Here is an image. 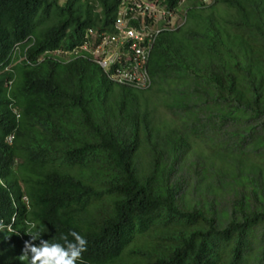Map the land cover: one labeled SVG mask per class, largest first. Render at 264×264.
I'll return each instance as SVG.
<instances>
[{"label": "trees", "instance_id": "trees-1", "mask_svg": "<svg viewBox=\"0 0 264 264\" xmlns=\"http://www.w3.org/2000/svg\"><path fill=\"white\" fill-rule=\"evenodd\" d=\"M184 1L138 90L47 53L108 30L119 0H0V264H27L29 222L86 237L84 264H264V0Z\"/></svg>", "mask_w": 264, "mask_h": 264}, {"label": "built area", "instance_id": "built-area-1", "mask_svg": "<svg viewBox=\"0 0 264 264\" xmlns=\"http://www.w3.org/2000/svg\"><path fill=\"white\" fill-rule=\"evenodd\" d=\"M212 1L200 0L204 4ZM181 19L178 10L160 0H120L111 32L89 29L80 45L54 54L91 58L113 82L144 90L152 85L148 61L157 37Z\"/></svg>", "mask_w": 264, "mask_h": 264}, {"label": "clouds", "instance_id": "clouds-1", "mask_svg": "<svg viewBox=\"0 0 264 264\" xmlns=\"http://www.w3.org/2000/svg\"><path fill=\"white\" fill-rule=\"evenodd\" d=\"M160 1L162 2V0H160ZM197 1L201 5H204V6L211 5L215 2V0H213L209 4H204V3L200 2V0H197ZM119 3H120V0H119ZM119 3H118V7H119ZM184 3H187V2L184 0L180 1L178 8H176V10L179 11V13L183 19V21L181 20L179 25H181L185 21L184 20L185 19V12L183 13L180 11V8ZM118 7H117V10H118ZM116 15H117V11H116V14L114 17V21H115ZM114 21H113V23H114ZM113 23L108 30H101V29H96V28L95 29L89 28V29L111 32L113 30ZM179 25H177V26H179ZM176 27H174L173 29H175ZM89 29H87L85 31V34ZM173 29H168V30H173ZM165 30H167V29H165ZM85 34H84V36H85ZM78 45H80V44H78ZM78 45L76 44L75 46H73L71 48H58L55 50H50L47 53L49 54V56L60 59L63 62H70L72 60H75V59L81 58V57L66 58L64 56L55 55L54 51L59 50V49L72 50L73 48L77 47ZM24 58H26V57H24ZM89 59H91V58H89ZM148 63H149V61H148ZM103 72H104V70H103ZM104 74H105V72H104ZM110 81H112V80H110ZM12 82H13V80H10L9 85H11ZM116 84H118V83H116ZM134 89H136V88H134ZM138 90H140V89H138ZM144 90H146V89H144ZM9 137H11V136H9ZM9 137L7 139L8 141H9ZM12 138H13V136H12ZM11 141H9V142H11ZM21 199L28 202V197L26 195H23L21 197ZM14 219L15 218H13V220ZM4 227L5 226L2 223H0V231H3ZM7 230L9 232L13 231L11 225H9L7 227ZM26 233L31 236V239L28 241H25L24 247L22 249V253L18 256V259L20 261L27 262V264H84L83 254L87 251L88 241H87L86 237L81 235L79 232H77L75 230H71L66 234H61L59 237V240H51L50 241V240L42 239V234L44 233L43 229H37L36 223L29 222L28 229H27ZM69 237H71V239ZM36 240L40 241L39 244L34 243V241H36Z\"/></svg>", "mask_w": 264, "mask_h": 264}, {"label": "rangeland", "instance_id": "rangeland-1", "mask_svg": "<svg viewBox=\"0 0 264 264\" xmlns=\"http://www.w3.org/2000/svg\"><path fill=\"white\" fill-rule=\"evenodd\" d=\"M188 7V3H184L181 8H180V11L181 12H185L186 8ZM225 12H227L224 8H222V10H220V14L221 15H225ZM183 21V19H181ZM161 115H162V118L163 119H166L169 117L168 113L166 112V110L164 108L159 107V112ZM191 155H189V161H192L194 159H197L199 157V155L194 152V151H190ZM189 161H188V164H189ZM196 167L191 165L188 167V169H181L179 172H178V176L181 177V181L185 183V185L183 184V190L181 191L182 193H184L183 197L181 200L183 201H192L193 202V199H200V196L201 195V191L203 190H200V191H194V189L196 188V181H198V175H197V172L195 171ZM232 193L228 194L226 196V199L229 200L232 198ZM209 196V195H208ZM212 199V198H211ZM221 202L224 204V200H225V195L224 196H221ZM225 200V201H227ZM226 204V203H225Z\"/></svg>", "mask_w": 264, "mask_h": 264}]
</instances>
